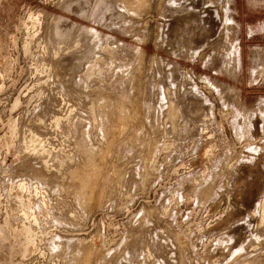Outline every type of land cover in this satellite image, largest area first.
<instances>
[{
	"label": "rangeland",
	"instance_id": "1",
	"mask_svg": "<svg viewBox=\"0 0 264 264\" xmlns=\"http://www.w3.org/2000/svg\"><path fill=\"white\" fill-rule=\"evenodd\" d=\"M0 264H264V0H0Z\"/></svg>",
	"mask_w": 264,
	"mask_h": 264
}]
</instances>
